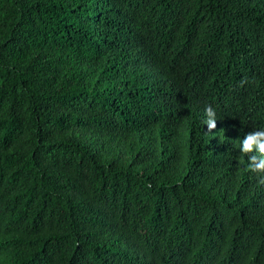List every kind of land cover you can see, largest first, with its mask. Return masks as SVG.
I'll return each instance as SVG.
<instances>
[{"label":"trees","instance_id":"obj_1","mask_svg":"<svg viewBox=\"0 0 264 264\" xmlns=\"http://www.w3.org/2000/svg\"><path fill=\"white\" fill-rule=\"evenodd\" d=\"M260 128L264 0H0V264H264Z\"/></svg>","mask_w":264,"mask_h":264},{"label":"clouds","instance_id":"obj_2","mask_svg":"<svg viewBox=\"0 0 264 264\" xmlns=\"http://www.w3.org/2000/svg\"><path fill=\"white\" fill-rule=\"evenodd\" d=\"M205 113L207 127L211 130L216 123L215 109L208 106ZM239 148L242 153H250L255 149V152L263 154L259 157L257 155L250 156L248 168L252 171H264V128L247 133L240 141Z\"/></svg>","mask_w":264,"mask_h":264}]
</instances>
